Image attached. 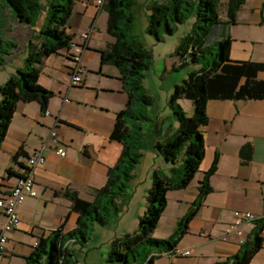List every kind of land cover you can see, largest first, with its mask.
Here are the masks:
<instances>
[{"label": "crops", "instance_id": "1", "mask_svg": "<svg viewBox=\"0 0 264 264\" xmlns=\"http://www.w3.org/2000/svg\"><path fill=\"white\" fill-rule=\"evenodd\" d=\"M40 19L34 28L18 23L0 0L1 33L19 43L11 56H22L23 62L19 67L23 66L28 55L32 29L39 30L45 22L43 16ZM92 25L94 29L83 56L85 84H70L68 48L47 56L39 82L54 92L48 106L50 115L45 114L38 101H19L0 148V196H3L15 184L26 163V156H20L16 161L13 156L19 151L30 155L42 142H48L46 161L34 169L38 195L28 197L18 207L21 224L16 230L8 232L7 250L0 252V264H26V257L41 237L49 236L62 224L64 231L73 229L79 213L71 209V201L63 192L72 189L80 197L92 200L96 189L105 185L108 168L121 152L122 145L112 140L110 135L117 112L127 105L128 93L123 88L119 69L111 64H101V50L114 40L107 31L108 12L95 0H78L67 31L77 41ZM230 35L233 38L232 63L249 60L264 62V0H246L238 12L237 23L230 27ZM177 64L174 62L173 67ZM160 71L171 73L166 61ZM177 83L175 79L168 88ZM65 97L70 101L64 102ZM207 113L209 122L201 128L206 147L201 166L186 188L167 193V206L154 231V236L159 238H166L175 231L180 219L197 199L205 172L217 158V170L210 178L212 190L177 245V248L191 250V254L172 257L163 253L154 264L223 263L238 254L242 247L240 236L230 231L236 212H251L256 219L264 216V98L211 99L207 103ZM150 117L152 121L143 123L145 147L155 153L156 141L171 135L178 124L172 116L156 114L154 105ZM53 128H56L66 147L65 156L54 149L50 138ZM247 144L251 145L252 154L250 160L244 163L240 151ZM141 162L127 195L130 188L138 189L141 183L138 178ZM161 162L169 170L170 165L163 159ZM8 169H11V174ZM150 187L148 184L143 188L146 200ZM255 220H246L242 226L246 241L251 237ZM111 222L114 224L113 218ZM3 223L4 216L0 212V229ZM101 227L104 226L96 227V235L90 242L82 247L76 246L80 264H121L109 260L111 243L115 237L132 233L131 230L119 231L115 228L117 232L103 243L104 246L94 245L93 241L102 232ZM262 235V248L250 264H264V230Z\"/></svg>", "mask_w": 264, "mask_h": 264}, {"label": "trees", "instance_id": "2", "mask_svg": "<svg viewBox=\"0 0 264 264\" xmlns=\"http://www.w3.org/2000/svg\"><path fill=\"white\" fill-rule=\"evenodd\" d=\"M18 23L34 28L40 17L46 14L45 22L28 41V55L24 64L0 85V148L19 101H38L43 111L48 108L54 92L39 82L44 60L60 49L70 48L74 37L67 31L75 4L78 0H1ZM93 1V0H84ZM136 0H104L108 12L107 31L113 42L101 50V64H111L120 71L123 88L128 93L125 108L118 111L110 138L122 145L116 162L109 166L107 181L96 189L94 198L87 200L78 192L66 189L63 194L71 201V209L78 212L76 226L64 231V224L49 236L41 237L26 264H80L76 246H84L96 235L97 226L110 223L113 214L124 209L125 197L136 169L143 158L146 133L143 123L152 121L150 107L155 97L145 91V71L152 66V53L134 34V4ZM246 0H148L149 25L147 31L157 40H164L175 32L179 24L195 17L192 29L176 48L179 69L190 62H204L189 71L187 78L175 84L170 98L178 128L168 137L156 141V156L170 165L167 172L155 169L152 186L147 195V210L141 216L138 229L115 237L111 243L109 260L121 264H154L163 253L177 249L179 240L188 231L189 222L202 206L206 195L212 190L210 178L217 170L218 160L204 174L199 185V195L189 211L180 219L175 231L166 238L154 236L160 217L165 210L171 190L186 188L194 179L205 156V141L202 126L209 122L207 103L211 99H263L264 62H231L233 38L230 27L237 23V15ZM225 6L222 15L221 8ZM216 43L219 58L209 60L205 52ZM19 43L1 33L0 69L10 60ZM190 99L194 112L187 115L179 99ZM242 162L247 163L252 154L251 145L241 151ZM28 156L23 151L13 156ZM9 174L12 173L8 169ZM19 176V175H18ZM68 218V216H67ZM255 227L248 241L242 244L238 254L223 263L250 264L253 256L262 248L264 216L255 220Z\"/></svg>", "mask_w": 264, "mask_h": 264}, {"label": "rangeland", "instance_id": "3", "mask_svg": "<svg viewBox=\"0 0 264 264\" xmlns=\"http://www.w3.org/2000/svg\"><path fill=\"white\" fill-rule=\"evenodd\" d=\"M146 0H136L134 4V34L142 44L151 51L152 53V66L145 71V77L143 79V86L145 91L155 97V110L161 116L174 117L176 123L179 125L178 120L175 118L173 108L170 105V98L173 93L174 87L168 88L172 82L176 79L181 82L187 78L188 73L192 69L198 68L205 57L202 56L198 62H190L179 69H173L174 62L179 61V55L176 54V48L181 44L183 37L192 29L195 17H190L186 22L179 24L175 32L168 35L164 40H157L156 37L147 31L149 25L148 11L145 6ZM225 6L223 4L221 8L222 15L224 14ZM46 16L45 12L43 13ZM41 20V19H40ZM104 27V24H103ZM205 55L209 60L219 58V47L218 44L214 43L209 48ZM21 55L11 57L4 68L0 69V84L6 83L10 74L23 62ZM167 62L168 71L171 72L163 73L162 64ZM173 70V71H172ZM178 103L185 110L186 114L191 116L194 112V103L190 99L182 98L178 100ZM152 107H150L151 110ZM143 163L138 170V178L141 183L138 185V189L130 188L129 194L125 197L124 211L120 214H113V223L108 226L101 227L102 230L98 234L96 240L93 241L94 245L104 246L103 243L110 240L117 231L115 228H119V231L128 229L134 232L137 225H139L140 217L147 210V200L143 196V188L146 185L152 186V175L155 169L162 172H167V168L161 162V158L156 156L153 150L148 149L144 146L143 149ZM118 231V232H119Z\"/></svg>", "mask_w": 264, "mask_h": 264}, {"label": "built area", "instance_id": "4", "mask_svg": "<svg viewBox=\"0 0 264 264\" xmlns=\"http://www.w3.org/2000/svg\"><path fill=\"white\" fill-rule=\"evenodd\" d=\"M100 6H103L104 0H95ZM94 25H92L87 31L83 32L80 40H74V43L69 48L68 57L71 61L70 64V84L72 86H82L85 84L84 74L86 67L83 64V56L86 47L89 44ZM64 102H69L70 99L65 97ZM50 110H45L46 115H50ZM50 138L54 143V149L56 153L61 156L66 155V147L60 139V135L56 128L50 130ZM48 148V142H42V145L33 151L32 154L26 158V163L23 165L21 174L17 177L15 184L10 188V191L3 196H0V212L4 216V223L0 229V252L7 250L8 245V232L16 230L21 224V216L18 211V207L28 197H36L38 195L35 187L34 169L43 164L46 161V149ZM256 217L248 211H238L235 214V219L230 225V231L235 232L240 236L239 242L245 243L246 239L243 235V224L246 220H255ZM172 257L186 256L191 254L189 249L177 248L174 252L168 253Z\"/></svg>", "mask_w": 264, "mask_h": 264}]
</instances>
